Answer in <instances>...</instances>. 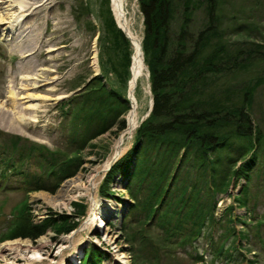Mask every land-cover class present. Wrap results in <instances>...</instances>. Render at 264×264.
Masks as SVG:
<instances>
[{
	"label": "rangeland",
	"instance_id": "rangeland-1",
	"mask_svg": "<svg viewBox=\"0 0 264 264\" xmlns=\"http://www.w3.org/2000/svg\"><path fill=\"white\" fill-rule=\"evenodd\" d=\"M84 1L88 12L82 9L81 0H50L46 14L43 10L33 18L20 21L17 36H11L8 30L2 29L4 24L0 25V244L11 239L31 243L46 240V246L40 250L41 256L32 264H89L83 259L85 249L89 248L98 253L99 264H247L246 258L264 264V246L255 236L258 232L264 237V223L257 226L256 222L257 218L264 217V83L257 88L252 110L254 122L261 132L257 173L251 170L249 180L243 177L235 183L230 180L224 190H215L210 189L206 172L197 168L183 172L187 186L185 193L191 190L190 184H194L202 197L200 200L211 198L207 202L213 204V219L191 244L160 247L152 235L151 226L142 224L143 220L130 222L125 228L123 222L131 200L126 190L127 181L119 170L109 173L111 166L129 153L135 129L148 115L152 105L148 69L143 60L145 68L137 77L133 89L136 123L131 130H127L126 115L131 107L128 80L133 44L129 64L124 66L128 72L124 73L123 66L117 64L119 54L113 48H106L103 42L99 8L108 5L111 11L110 0ZM123 1L127 21L141 40L143 21L138 0ZM6 2L0 3V12ZM226 3V24L230 22L228 18L234 9L238 19L245 17L258 25L257 30L250 32L251 36L238 34L227 35V38L235 41L258 38L264 41V0H226ZM196 8L193 21L197 25L203 19V13L199 6ZM88 20L93 22L95 29L89 27ZM32 33L36 34L37 41L30 48L28 41ZM22 44L28 45L30 49L27 52H31L27 53L25 49L15 51ZM112 65L122 71L120 75L116 74ZM29 66L34 69L23 71ZM27 75L36 78H27L31 83L23 86L21 77ZM100 82L106 89L117 90L128 100V108L120 115L125 126L119 129L113 122L103 131L86 133L88 135L85 134V138L82 136L79 144L72 142V137H78L83 132V127L77 123L80 103L89 94L96 93L88 89ZM112 102H115L113 98L110 99ZM34 104L36 109H32ZM17 115L23 118L20 122ZM30 145L43 149L42 153L32 151L39 163L41 154L55 153L56 158L72 155L74 168L77 166L75 172L63 178L53 190L44 187L26 190L22 184L23 176L35 175L46 169L35 165L34 159L24 162L19 157ZM17 157L24 163L17 162L15 167L7 168L10 159ZM108 162L110 164L103 170ZM95 172L93 187L90 191L83 188L87 186L88 176ZM80 174L81 186L74 191L73 198L64 206L56 205L52 197L60 186L65 180ZM243 186L247 191L245 205L236 200ZM89 192L97 199L106 198V204L103 213L100 212L93 223L81 224L88 212ZM23 204L29 208L32 222L36 224L57 213L79 214L74 216L75 227L68 233H57L48 227L34 239L22 236L4 238L15 225ZM141 226L145 229L143 233L138 230ZM231 232L235 233L237 240L240 238L238 232L243 233L242 243L251 249L247 251L245 245L238 247L233 251V259L227 260L228 257L216 255L212 247L216 248L215 245L220 242H229ZM146 239L153 245L151 242L147 244ZM30 258V250H21L15 255L10 253L0 257V264H27Z\"/></svg>",
	"mask_w": 264,
	"mask_h": 264
},
{
	"label": "trees",
	"instance_id": "trees-1",
	"mask_svg": "<svg viewBox=\"0 0 264 264\" xmlns=\"http://www.w3.org/2000/svg\"><path fill=\"white\" fill-rule=\"evenodd\" d=\"M138 6L143 21L140 43L149 73L152 105L135 129L129 153L113 164L109 173L119 170L127 181L131 200L123 222L125 228L130 222L143 220L142 224L151 226L160 247H184L199 238L212 221L213 204L207 202L211 198L200 200L202 197L194 184L185 193L183 172L197 168L207 173L210 189L224 190L230 180L234 183L241 177L249 180L250 171L255 174L258 171L261 132L252 110L257 88L264 83V41L227 38L238 34L251 36L250 32L257 30L258 25L245 17L238 19L234 9L226 24V0H138ZM198 6L203 19L196 25L193 16ZM81 7L88 12L84 0ZM99 12L104 46L119 54L117 64L127 73L125 67L129 64L132 43L117 26L108 5L100 7ZM88 21L89 27L95 29L93 22ZM112 68L116 69L114 65ZM115 71L117 75L122 72ZM88 91L97 94L87 92V99L80 103L77 123L83 132L71 138L78 144L86 133L103 131L113 122L119 129L125 126L120 115L128 108V100L122 94L106 89L102 82ZM112 98L115 102L110 103ZM35 150L43 151L30 145L19 157L24 162L32 159L36 162L32 152ZM20 158L10 159L7 168L15 167L17 162L24 163ZM74 162L72 155L56 158L55 153L41 154L40 163L37 161L35 165L46 169L35 175L25 174L23 187L53 190L63 178L75 172ZM245 187H241L236 197L241 205L247 201ZM74 216L57 213L36 224L23 204L15 225L4 238L34 239L48 227L57 233H68L75 227ZM256 222L257 226L261 225L264 217ZM138 230L143 233L145 229L141 226ZM233 232L228 235L229 242H220L216 248L212 247L213 240L210 242L215 254L228 257L227 260L233 259L234 250L245 245L242 243L245 235L238 232L237 240ZM255 236L264 246V237L258 232ZM147 239L148 244L151 241ZM83 257L89 264H99L100 257L94 248L85 249ZM244 260L247 264H257L255 259Z\"/></svg>",
	"mask_w": 264,
	"mask_h": 264
},
{
	"label": "bare ground",
	"instance_id": "bare-ground-1",
	"mask_svg": "<svg viewBox=\"0 0 264 264\" xmlns=\"http://www.w3.org/2000/svg\"><path fill=\"white\" fill-rule=\"evenodd\" d=\"M3 1L4 0H0V3H2ZM5 1L7 2L3 7H1L0 25L4 24V26H2V29L5 31L8 30L11 33V36L12 35L17 36L20 21L22 22L23 19L33 18L43 10H45V14H46V8L50 0H5ZM110 6L115 21L121 28H123L124 32L126 33V35L129 36V39L133 44V53L131 56V65H130L131 74L128 80V93H129V98L131 100V107L126 115L127 130H131L136 123V110H135L136 103L133 96V89L137 77L142 73L145 66L142 59L140 39L138 37V34L131 28V26L127 21V13L124 8V1L110 0ZM36 41H37V36L35 33H32L28 41L30 48H33L31 46H34ZM29 46L22 44L21 47L16 48L15 51L22 52L25 49L27 52V50L30 49ZM28 52H31V50H29ZM32 69L34 68L32 66H29L23 68V71H31ZM27 76L28 77L26 76L21 77L23 86L29 85L30 81L27 78L29 79L36 78L29 75ZM36 108L37 106L34 104L32 106V109H36ZM16 118L18 122H20L23 119L21 115L19 116L17 115ZM109 164L110 162H108L107 165L103 167V170H105ZM95 175L96 172L94 174L89 175L87 180L88 181L87 186H82V187L90 191V188L93 187L92 180ZM81 176L82 175L80 174L64 181V183L58 189L56 195L52 197V200L55 201L56 205L64 206L71 198H73L74 191H77L81 186L79 183L81 180ZM104 199L106 198L97 199L94 197L92 193L90 194L89 192L88 212L83 218L81 224H89V223L91 224L93 223L94 219L97 217V215L100 212L103 213L104 211L103 207L104 204H106V202L104 203ZM107 200H109V198H107ZM44 246H46V240L44 239H39L36 243H31L28 241L18 240V239L6 240L0 244V257L3 258L6 254H10V253L15 255L19 253V251L21 250H30L31 258L29 262H27V264H32L33 260L41 256L40 250L44 248ZM6 263H10V262L7 261Z\"/></svg>",
	"mask_w": 264,
	"mask_h": 264
},
{
	"label": "water",
	"instance_id": "water-1",
	"mask_svg": "<svg viewBox=\"0 0 264 264\" xmlns=\"http://www.w3.org/2000/svg\"><path fill=\"white\" fill-rule=\"evenodd\" d=\"M118 25V24H117ZM119 26V25H118ZM120 27V26H119ZM121 28V27H120ZM122 29V31L124 32V30H123V28H121ZM124 34L126 35V33L124 32ZM128 38H129V36L128 35H126ZM151 107V106H150ZM150 109V108H149Z\"/></svg>",
	"mask_w": 264,
	"mask_h": 264
}]
</instances>
